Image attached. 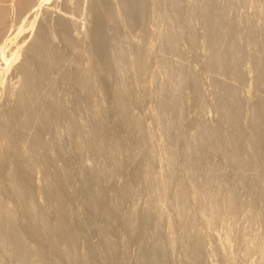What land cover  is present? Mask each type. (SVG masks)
I'll return each mask as SVG.
<instances>
[{"label": "bare ground", "instance_id": "1", "mask_svg": "<svg viewBox=\"0 0 264 264\" xmlns=\"http://www.w3.org/2000/svg\"><path fill=\"white\" fill-rule=\"evenodd\" d=\"M30 1L31 0H17L16 9L13 14L17 12V10L20 12L25 9L24 11L26 12L24 17L26 18L28 16L26 13L28 14L32 11V8H29ZM168 1V8H170V11L173 10V15L170 13L168 16H164L166 15L165 12L167 11L163 9L164 15H161L158 17V19L156 18L157 20L155 21L156 26L158 27V30L156 31L158 32L160 42H162L160 44L164 46V49L174 51L176 50V43L178 41L181 43V41L184 40L193 43V40L198 37L196 43L200 49L202 48L204 55V59L202 57L203 61L201 66L207 70L212 67L223 73H230L237 79V81L240 82L239 86H233L222 81L214 82L213 85L216 93L213 102L214 106L212 107H214V110L217 112V115H215L218 118L217 122H214L215 124H210L213 126H209L204 119H198L199 122L196 123V125L191 126L190 133L193 135V140L188 141L186 150L183 153L184 156L182 155L184 162H186V165L190 167L189 169H198V167L201 166V162L204 158L203 156H206L212 152L215 153V151L220 154L221 157L218 158H222L224 163H231L241 170L246 167L250 157L264 162V100L254 101V99H252V102L248 99L247 100L250 102L246 100V95H251V91L254 90H252V88H257L259 86L264 88V0H242L245 5L243 9L244 13L242 12L243 15L240 14V17L236 16L237 14L234 15L236 12H234L232 9L230 4L231 2L229 3V0H197V2L195 0L196 3L194 4L197 14L201 16L202 19H199V17L197 18L201 20L197 26L194 24L195 22L193 20L196 18L194 19L195 15L192 11L189 12L188 8V11L186 9L180 8L181 3H178L179 0ZM36 2L38 4L34 2L36 4V6L33 5L34 8L38 6L41 7L44 3V0H38ZM66 2H68V0ZM70 2L72 3V1ZM90 2V20L93 23L92 28H90L92 29L91 34L94 39L92 41L94 42L93 47L86 53L83 51L85 54L78 51L71 60V68L64 66L65 54L55 49L53 43L54 41L52 42V36L55 33L50 32L48 25L51 19H48L49 17H45V22L43 21L41 22L42 24L40 23L41 25L37 27L33 38L26 46L24 45L22 55L19 57L20 59L18 58L19 61L17 63V67L14 69V72H11L12 75L15 73L14 76L17 77L19 85L12 90L10 89V92L6 98V106L0 109V142H5L3 144L4 146L0 143V172L2 168L5 167L4 164H6V157L10 155H12V157L14 156V158L18 160L16 162L18 163V166L16 167L19 169V172L21 170L23 173H25L24 175L26 177H29V174L34 172V169L37 165L40 166L43 184L42 187L41 185L38 186L35 191L38 195L42 196L45 202L51 203L53 205L54 212L56 214L55 226L46 230L45 247L47 246L48 248L53 249L57 256L67 264H84L75 249L77 243V230L80 228H76V226L74 227L71 225L65 216V212L67 210L66 187L68 184V179L71 175V168L68 164L64 165L63 167H58L55 165L54 159L56 155V147L53 144L54 142L52 141V143L51 141H47L44 137H42V135L45 133V131L49 132V130L52 128L56 129L63 126L70 136V140L72 141L75 149L78 151L88 150L91 152L96 160V163L101 168L103 164L101 163L102 151L107 150V153L111 152L114 149V144L108 145V140L110 139L109 126H107V124H105V122L100 119V114L95 108L99 103V94L101 92L100 88L104 85L106 78H108V76L102 77L97 75V56L100 54V52L104 51L108 45L113 46L115 52L114 54L116 55H114V58H111L113 60L111 65L115 69L117 81L113 88L111 86L110 97L117 108L115 120H118V122L125 127L128 122L130 125H132L129 129H132L140 126L141 121L139 117L132 114L128 108L129 100H127V96H130L131 101H136L137 95L132 91L131 94L129 93L131 88L130 83L127 81V75L129 74V71H131L132 75L135 77L139 75L140 71L144 68L145 63L149 60H147V57L149 58L148 54L151 50L150 44L146 43L143 46L141 53L134 51L132 55H128L127 60H125L126 54L124 53V50H122L120 45H117L120 43H116L115 40H113L114 38L110 39L109 37H106L100 28V21H102L103 18L109 22L113 21L115 23L119 13L121 12H123L125 16L127 15L128 17H133L138 21L144 14L145 0H116L115 6H112L109 3L108 5L102 0H92ZM177 4H179L178 6L180 7H177ZM4 5L5 4L3 3V6ZM6 6L7 7L5 8H0V25L5 23L4 21L6 17L9 18V15L7 14L12 12H8L9 10L7 11V9H9V5L7 4ZM152 10L154 9L152 8ZM159 11L157 10V12ZM23 12H21L20 15ZM155 12L156 10L154 13ZM155 14L158 15V13ZM18 16L19 13L15 17L17 18ZM58 20L60 21L59 23L61 25V32L60 35L56 33V35L58 34L57 37L62 38L65 42H67L68 47H71L74 51H77L76 44L79 41L76 39V37L72 38L70 36L71 34L69 35V24H67V22L63 19ZM53 21L54 20H52V22ZM19 23L21 24V22ZM8 25H10V23ZM5 28L2 29L5 30ZM6 30H9V28ZM3 31L0 28V34L1 32L2 34L7 32ZM0 37H2V35H0ZM14 38L15 37H13V39ZM1 40L3 39L1 38ZM6 49L7 48H5L4 44L0 47L1 56L4 54ZM81 55H83V59L86 60L85 66L82 63L83 60ZM160 63H163L162 67H164L163 70L165 71V75H163L165 76V99L161 100V102L165 100V105L163 104L164 110H162L163 108L161 109L163 112H159V116L156 115L158 112L155 115L156 117H159V120L157 121H160L161 119V122L163 123L162 124L160 122L163 125L162 127L161 124L157 122L161 129L163 128L165 130V128H167V130H173L180 124V120H182L181 116L183 110L181 109L182 106L179 104L180 98L178 97L182 96L184 87L189 85L194 87V81H191L189 78V73L187 74V71L185 73L178 64H174L173 62L172 64L166 60H164V62L161 61ZM1 74L4 75L5 73L2 72ZM1 74L0 82L3 78ZM14 76H12V78ZM16 77L14 78L16 79ZM68 82H71V84L78 90L75 95L76 99L73 101V108H71V105L70 108L68 107V98L66 99V96L68 95L66 92L68 89H70H66V84L68 85ZM195 89L196 85L194 90ZM194 93L197 92L195 91ZM42 95L45 97L46 103L42 108H39V112H36L37 102ZM69 95L71 96V94ZM254 95L255 94H253V96ZM204 104L205 103L202 104V101H200L196 108L202 110L204 109ZM182 121V123H184L185 120ZM26 134L29 135L27 136ZM160 135L163 136L162 134ZM26 136L27 139H25ZM169 137L167 136L164 138L167 140ZM160 140L162 139L160 138ZM166 142L167 143L164 144L161 141L162 145H166L165 147L168 145V141ZM160 145L161 144H159V150L163 149ZM172 148L175 149L174 147L168 148V150L164 148L165 150L163 151L168 152V154L161 150V155L164 154V161L166 160V156L169 158L173 156L175 157V151L172 150ZM169 158L168 161L173 160H169ZM160 160L162 161V158H160ZM256 163L260 162L257 161ZM146 165L144 167V175L146 173L145 171H147L148 174L146 173V175L150 176L148 178L153 179H150V181H154L155 175L157 173L153 169V172L156 174L151 175L152 164H150L151 166L149 165L148 170L146 169L148 165ZM186 165L184 164V168ZM149 169L151 172H148L150 171ZM186 170L188 169L186 168ZM190 172L191 170L189 173ZM101 173L102 170L100 169L97 174L100 175ZM187 175L189 176V174ZM165 177L168 176L165 175ZM146 178H143V180ZM161 179H163V177L159 178V180ZM158 181L155 179L154 182L149 183L151 185L148 183L147 185L145 183V185L149 187H147V189L144 188L146 189V211L155 216L157 213H159V210H161L157 207L161 206L163 197L166 195L165 183L167 182V178L163 181L161 180V182ZM27 182L25 181L24 183H17L11 178L6 186L4 184L5 182L2 181L0 177V220L1 223H4L1 226H4L6 233H8H5L6 236L0 234V248H2L1 250L4 249L6 253L4 254L8 256L7 258H13V260L15 259L16 261H14L17 262V264H27L24 254L25 248L23 242L19 238L18 231L11 223V216H8V210L4 206V197L9 193L24 207L28 219L27 229L29 234H31L33 237H39L42 231H44V227L41 226V224H43L44 219L46 218H44V212L42 213L43 209L42 211L39 210L41 208H39V205H37L35 202L36 200L33 197L34 195L32 196L29 194L30 185ZM188 183L191 184L192 188L194 187L193 189L191 188L193 192H195V187L202 189V191L198 192H201V195H197V192L193 193L190 191V186L187 188L188 193H191H189V195H191V199L193 197L194 200L195 196L198 197L200 204H198V208H201L197 210L199 211L198 214L205 219L204 221L207 224L209 223L210 225H214L216 220L219 218L218 216L220 215V212L218 213V209H216V205L218 204L215 205V202L217 200L218 189L221 185V179L214 174H206L204 177L199 175L192 177L191 175V179L188 181ZM223 183L225 182H222V184ZM263 185L259 186V188L263 187ZM242 186H244V192L242 190ZM246 186V180L243 176H234L232 178L228 177L226 180V195L224 199L220 200L222 201L221 204L224 205L223 207H226L225 209L229 208V211L232 213L231 217L233 224L229 228V233L231 232V235L236 238V242L232 245L230 251L234 255L233 259L235 261L233 259L232 260L235 264H251L249 256L254 251L258 253V257H264V187L262 189V194H259L261 198L259 196H255V198H260L259 202L261 206H259L260 208H258L257 213H255V219H250L253 215H255L252 213V203L254 202V197H252V195L254 190L252 189V191L250 189L251 186L253 188V185H250V188ZM139 191L140 188H137L136 185L130 187V196L135 197ZM259 191H261V188ZM174 194L175 193L173 192V196L175 197V200H173L180 204L181 207L179 209L184 208L187 203H184L186 200V192H184L181 187L178 188L177 193L175 195ZM103 197L104 200H107L110 210H116L118 208V195L111 196V194L106 192ZM103 197L101 195L99 196L89 193L83 199L82 205L88 207L93 206V209L94 207L96 209L94 212L97 213V215L100 217H106L108 215L103 211ZM178 207L179 205L176 206V208ZM178 212L180 213L181 211ZM188 214L189 213H186V215ZM161 215V213L160 215L157 214L159 218ZM194 215L195 214H193V217ZM155 219L157 220V218ZM166 220L168 221V218ZM170 220L171 219H169V222H167L166 228H171L170 225L172 224V220L171 222ZM188 221L189 237L188 242H185L188 244L184 246L187 248H184V250L187 249L190 253V257L193 259L192 263L206 264L204 262V253L202 252L203 244L200 240L199 233H197V226L191 219ZM207 224H205V226ZM258 228H261V230L256 232V229ZM171 229L173 231V228ZM104 231L105 228L103 225L98 227V233H100L102 236L105 244H108L109 237ZM172 231L171 234H173ZM172 237L170 235L169 238ZM171 241L172 240H170L169 243ZM122 252L125 253L124 250ZM189 253H186V255L188 256ZM137 256H139L137 258L138 261L143 259L142 255Z\"/></svg>", "mask_w": 264, "mask_h": 264}, {"label": "rangeland", "instance_id": "2", "mask_svg": "<svg viewBox=\"0 0 264 264\" xmlns=\"http://www.w3.org/2000/svg\"><path fill=\"white\" fill-rule=\"evenodd\" d=\"M36 1L35 0L30 1L29 8H32L31 10L33 12L31 11L32 14L26 13V15L28 16L25 18L24 17V14L26 12L24 11L25 9H23L24 12L23 11L19 12L17 10V12H15L16 14L15 13H14L15 15L13 14V12L16 9L17 0H10V1L0 0L1 3L0 6H3L4 3L5 5L3 7L5 8L7 7L6 5L8 4L9 9L6 8L7 11L8 10H9L8 12L12 11L11 13L7 14L9 15L10 20L7 17L5 18L4 22L5 23L7 22L6 23L7 25L5 23H3V25H0L2 31L4 30L2 28L6 27L5 30L9 28V30H6L7 32L5 30L3 31L6 33L2 34L1 32L0 34L2 35V37H0V40L1 38L3 39L0 41V45L3 46L4 44L5 48H7L4 54L2 55L3 57L0 55V74L2 72L5 73L4 75L1 74L3 78L0 82L1 83L0 109L6 106L5 104L6 98L10 92V89L12 90L19 85L17 77L14 76L15 73L12 75L11 72H14V69L17 67V63L20 59L19 57L22 55V50L24 49V45L26 46L29 43V41L33 38V35L36 32L37 27L42 24L41 22L43 21L45 22L44 20L45 17H49L48 19H51L48 25L50 32L55 33L52 36V42L54 41L53 43L55 49L65 54L64 66L71 68V60L76 55V53L78 51L80 53H84V52L86 53L94 45L93 44L94 42H92L94 39L91 34L92 32L91 28L93 23L90 20V8H91L90 1L92 0H68V2H66L67 0H44L45 4L43 3L41 7L38 6L34 8V6L38 4ZM70 1H72V3L74 1L75 2L72 4ZM102 1L106 2L107 4L109 3L112 6H115L116 3V0L114 1L102 0ZM162 2L163 4L165 3L164 6ZM168 2H169L168 0H162V1L145 0L144 14L142 18L139 19L140 21L141 20L142 21L140 22L138 20L139 23L137 20H135V18L128 17L127 15L125 16L123 12L119 13L117 17V21H115V23L113 21L109 22L105 18H103L102 20L103 22L100 21L101 22L100 28L105 34V36L109 37L110 39L114 38L113 40H115L116 43L118 42L120 43L117 45H120L122 50H124V53L126 54L125 60H127L128 55H132L134 51L141 53L142 48L146 43L147 44L149 43L151 46V50L148 54L149 58L147 57V60L148 59L149 60L148 62L145 63V66L140 71L139 75L135 77L134 75H132L131 71H129V74L127 75V81L130 83V88L132 89V90L130 89L129 93L131 94L132 91L137 95L136 101H131L130 96H127L128 98L127 100H129L128 108L129 111L132 114L139 117L141 121L140 126L132 129H129L132 125H130L128 122L125 127L122 126L118 122V120H115L117 114V108L110 97L111 86L113 88L114 84L117 81L115 69L111 65L113 63V60L111 58L112 57L114 58L115 57L114 55H116L114 54L115 52L113 46L108 45L106 49L100 52V54H98L97 56L98 59L97 75L102 77L108 76V78H106L104 85L101 86L100 88L101 92L99 94V103L96 105L95 108L97 112L100 114V119L103 122H105L107 126H109L110 139L108 140L109 142L108 145L114 144V149L111 152L107 153L108 152L107 150L102 151L101 163L103 164L101 168L96 163V160L91 152H89L88 150L78 151L75 149L72 141L70 140V136L68 135L66 129L63 126L56 129L52 128L51 130H49V132L45 131L46 134L43 133L42 135V137H44L47 141L54 142L52 143L56 147L55 148L56 155L54 159L55 165L58 167H63L64 165L68 164L71 168V175L70 178L68 179V184L66 187L67 210L65 212V216L67 221H69L71 225H73L74 227L76 226V228L77 227L80 228L77 230V243L75 249L84 264H139V263L140 264L141 263L142 264H191L193 262V259L190 257V253L188 252V250L187 249L184 250V248H187L184 246L188 244V243L186 244L185 242H188V237H189L188 236L189 219L194 221L195 222L194 224H196L197 226L196 227L198 231L197 233H199L200 240L203 244L202 252L204 253V259H205L204 262L206 264H235L234 263L235 260L233 259L234 255L230 251L232 245L236 242V238L233 235H231V232L229 233V228L233 224L231 217L232 213L231 211H229V208L225 209L226 207L224 208L223 207L224 205L221 204L222 201H220L224 199L226 195L225 194L226 180L228 179V177L232 178L234 176L235 177L243 176L249 188L250 185H253V188L252 186L250 188L251 190L252 189L254 190V191L252 190L253 191L252 197H254V202L252 203V210H253L252 213L254 214L257 213L258 208H260L259 206H261L259 199L261 198L260 195L262 194L263 191L262 189L264 187L263 185L264 162L260 161L259 159L256 160V158L250 157L248 160L249 163L247 162V165L243 170L238 169L237 166L232 165L231 163L228 162L224 163V160H222V158H218L221 156L217 151H215V153L212 152L206 156H203L204 158L201 162V166L198 167V169L195 170L194 168L189 169L190 167H188L186 165V162H184L183 153L186 150L187 143L188 141L193 140V135L190 133L191 126L196 125V123H198L199 120L201 119H204L209 126H213L210 124L217 122L218 118L217 116H215L217 115V112L216 110H214V107H212L214 106L213 102L216 93L213 85L214 82H218V81L227 82L228 84H231L233 86H239L240 82L237 81V79L230 73L229 74L223 73L212 67L207 70L206 68H203L201 66V63L204 59L203 57L204 55L202 48L200 49V47H198V44L196 43L198 37L195 40H193V43L184 40L181 41V43L178 41L177 42L178 44L176 43L177 46L176 50L174 51L164 49V46L160 44L162 42H160L158 32L156 31L158 30L157 29L158 27L156 26L155 21L158 19V17L164 15L163 14L164 10L167 11L165 12L166 15L164 16H168L170 13L171 15H173L174 13L172 12L173 10L170 11V8H168L169 6ZM196 2L195 0H181V1L179 0L178 3L179 4L181 3L180 5L181 7L178 6L179 4H177V7L186 10L188 8L189 12L192 11L194 13L195 15L194 19L195 18L197 19L198 17L199 19H201V16L197 14L195 8L194 3ZM242 2H243L242 0H231V1L229 0L232 9L234 10V12H236L234 13V15L237 14L236 16L239 17L244 13L243 9L245 3L243 2L244 3L243 4ZM152 8L154 10H152ZM155 10H156L155 13H158V15L154 13ZM157 10L158 11L160 10L159 11L160 15L159 12H157ZM21 12L23 13L20 15ZM18 13L19 16L16 18L15 16H17ZM58 19L65 20L67 24H69L68 25L69 35L71 34L70 36L72 38L76 37V39H78L79 42L76 44L77 51H74L73 48L68 47L67 42H65L62 38L57 37V35L58 34L60 35L61 32V25ZM196 19L193 21L195 22L194 24H196L197 26V24H199V22L202 19L201 20L199 19L196 20ZM52 20L54 21L52 22ZM19 22H21V24ZM9 23L11 26L8 25ZM56 33L58 34L56 35ZM13 37L15 38L13 39ZM81 56L83 60L82 63L85 66L86 60L83 59V55ZM164 60L169 61L170 63L173 62L174 64L175 63L178 64L179 67L183 69L185 73L186 71L187 74L189 73V78L191 79V81L192 82L194 81L193 82L194 87H192L191 85L184 87L183 90L184 92L182 91V96L178 97L180 98L179 104L182 106L181 109L183 110L181 118L182 120H185L184 123H182L183 121L180 120L181 122L178 125L179 127L177 126L179 129L176 127L173 130L172 129L167 130V128L164 127L165 128L164 130L163 128L161 129V127H159L157 123V122L159 123L161 122V119L160 121L157 120H159L158 117L159 112H163L162 110H164L163 104L165 105L164 103L165 100L161 102L162 99H165L164 97L165 76H163L165 75V71L163 70L164 67H162L163 63L162 64L160 63L161 61L164 62ZM71 71L74 72L73 70ZM160 75L163 77H161ZM12 76L16 77V79L14 77L12 78ZM195 85H196V89L194 90ZM66 86H67L66 89L70 88L68 89V91L66 90L67 91L66 94H68L66 96V99L68 98L67 99L68 107L70 108L72 106L71 108H73L74 107L73 101H75L76 99L75 95L78 90L71 84V82H68V85L66 84ZM257 88H252V90L254 89L255 91L254 90L251 91V95L247 94L246 100L248 99L251 102L253 101L252 99H254V101L264 100V88L261 86ZM195 91L197 93H194ZM69 94H71V96ZM253 94H255L254 95L255 97L253 96ZM199 98H201L202 100ZM69 99L71 100V102ZM200 101H202V104L203 103L206 104V105L204 104V109L202 110L196 108V106H198ZM45 103H46L45 97L43 95L40 96L37 102L36 112H39L40 111L39 108H42L45 105ZM157 112L158 114H156ZM155 114L158 115L157 116L158 118L156 117ZM162 124L161 126L163 127ZM160 134H162L164 137L167 136L168 137L171 136V137L167 138L166 140ZM27 136L25 139H27ZM160 138L162 140H160ZM163 139L165 140V142ZM161 141L164 144H166L167 143L166 141H168L167 147L175 148V149L172 148V150L175 151V157L173 156L174 158L173 157L169 158L165 155L166 160L165 161L163 160L165 158L163 157L164 154L161 155L162 151L165 150L164 148H166V150H168V148L165 147L166 145L165 146L162 145ZM0 143L1 145H3L5 142L1 141ZM159 144H161L160 146L163 149L159 150L160 148ZM158 150L159 151L162 150V151L159 152ZM166 153L168 154V152ZM160 158H162V161L160 160ZM168 158L169 160L172 159L173 160L168 161ZM6 159H7L5 162L6 164H4L5 167H3L0 172L1 180L4 181L5 182L4 184L7 186V183L10 181L11 178L17 183L19 182L24 183L25 181L27 182L30 179L27 182L30 185L29 194L32 196L34 195L33 197L36 200L35 202L37 203V205H39L38 207L41 208L38 209L41 211L43 209L42 213L44 212L45 214V215L43 214L44 218L46 217L45 218L46 220L44 219L43 224H41V226L44 227V231H42L39 237L38 236L33 237L31 234H29L27 229L28 219L24 207L18 201H16L9 193L7 196L4 197V206L8 210V213L11 214V215L8 214V216H11L12 219L11 223L13 224L14 228H16V230L18 231L19 238L24 244V248H25L24 254L26 257L27 264H67L65 261L61 260L57 256L56 252L53 249L48 248L47 246L45 247L46 230L51 229L55 226L56 214L54 212L53 205L51 203L45 202L42 196L38 195L35 191L38 186L41 185L42 187L43 184L42 172L40 166L37 165L34 169V172H31V174H29L30 176L26 177L24 175L25 173H23L21 170L19 172V169L16 167L18 166V163H16L18 160L14 158V156L12 157V155H10L6 157ZM150 160L152 161V163ZM257 161H259L260 163H256ZM147 162L150 163L148 164ZM150 164H152V168L150 167L152 169V172L150 169H149L150 171L148 172H151V175H155L157 173L155 175L156 181H158L160 177H163V179H161L162 181L167 178V182L165 183L166 184L165 188L167 189V190L165 189L166 192L165 193L166 195L164 194L165 198L163 197L161 206L157 207L158 209L161 210H159V213H157L156 210V213L158 215H160V213L162 214L160 218L159 216H157V214L156 217L155 215L153 214L151 215L150 213H148V211H146L147 204H146L145 190L147 189V187H149L147 185L150 182L152 183L155 181V179L154 181H152L153 180L152 178H148L150 176L146 175L147 171H145L146 176L144 175L145 165L147 166L146 169L148 170ZM184 164L186 165L185 168H184ZM186 168L188 170H186ZM100 169L102 170V173L99 175L97 174V172H99ZM153 169L154 171H156V173L153 172ZM190 170L191 172L189 173ZM164 174L168 177H165ZM187 174H189V176ZM195 174L201 177L206 176V174L207 175L214 174L221 179V185L218 189L217 200L215 202V205L218 204L216 205L217 208L216 207L215 208L218 209V213L220 212V215L218 216L219 218L218 220H216V223L214 225H210L209 223L207 224L204 221L205 219L198 214L199 211L197 210L201 209L198 208L200 205L198 201V197L195 196L196 198L194 197L193 200V197L191 199V195H189L190 192L188 193L187 188H189V186H190L189 189L192 188L191 184H189L190 182L188 183V181L191 179V175L192 177L197 176ZM143 178L146 179L143 180ZM150 179L152 180L150 181ZM161 180L159 181L161 182ZM222 182L225 183L222 184ZM145 183L148 184L145 185ZM134 185H136L137 188H140V191L137 192L135 197H132L130 196L129 190L130 187H133ZM262 185L263 187H260L261 191H259L260 190L259 186ZM177 187L178 188L182 187L184 192H186L185 194L186 200L184 199L185 200L184 203L185 202L187 203L186 206L183 203L185 207L181 209H179L181 207L180 204L174 201L175 197L173 196V192L175 194L177 193L178 190ZM174 188L177 189L175 190ZM195 188L196 189H194V191L197 192L196 194L201 195V192L200 193L198 192L202 191V189H198V187ZM192 189L190 191L193 192ZM242 190L244 192V186H242ZM106 192L111 194V196L118 195L119 197L118 208L116 210L109 209L107 200H104L103 197V195ZM89 193L99 196L101 195L103 197V211L108 216L100 217L99 215H97V213L94 212L96 210L95 207L93 209V206L88 207L82 205L83 199ZM255 196H259L260 198L259 199L257 197L255 198ZM173 203L175 205L177 204L176 206L179 205V207L176 208V206ZM178 211L181 212L183 211V212L182 213L180 212L181 213L180 214ZM183 213L185 214V216ZM186 213H189L188 214L189 216L186 215ZM193 214H195L194 217ZM254 216H256V214L253 215L252 216L253 218L251 217L250 219H255ZM155 218H157V220ZM167 218L168 221L166 220ZM169 219L172 220V222L171 220L170 222L173 225L171 224L170 227L173 228V231L171 228H166ZM3 224L4 223L0 224V234L6 236V234L8 233H6L5 227L1 226ZM205 224L207 225L205 226ZM102 225L105 228L104 232L109 237L108 244H105L102 236L100 235V233H98V227ZM260 230L261 228H258L256 229V232ZM171 231L173 234H171ZM167 234H170L171 237L174 236L172 237L173 239L169 238L170 235ZM169 239L172 240L170 242L172 244L169 243L170 241ZM1 249L2 248H0L1 264H17V262H15L16 261L15 259L14 261L13 258H7L8 256L5 255L6 253L4 249L3 250ZM123 250L125 251V253L122 252ZM185 251L186 253H189L188 256L186 255ZM255 252L256 251L252 252L249 256V260L251 261V264H264V259H262L264 257L262 258L258 257V253L256 252L255 254ZM137 255L140 256L142 255L143 259L138 261L137 258L139 256Z\"/></svg>", "mask_w": 264, "mask_h": 264}]
</instances>
